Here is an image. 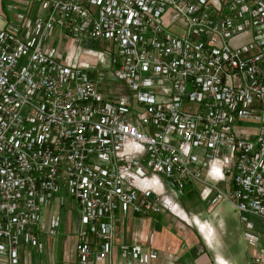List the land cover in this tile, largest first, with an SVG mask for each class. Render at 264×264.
I'll list each match as a JSON object with an SVG mask.
<instances>
[{
	"label": "built area",
	"instance_id": "1",
	"mask_svg": "<svg viewBox=\"0 0 264 264\" xmlns=\"http://www.w3.org/2000/svg\"><path fill=\"white\" fill-rule=\"evenodd\" d=\"M2 9L5 264L22 245L41 251V212L68 197L80 218L77 264L110 253L117 210L181 217L175 200L190 180L200 200L264 219V0H3ZM58 220L49 216L48 234ZM118 247L147 262L138 245Z\"/></svg>",
	"mask_w": 264,
	"mask_h": 264
},
{
	"label": "crops",
	"instance_id": "2",
	"mask_svg": "<svg viewBox=\"0 0 264 264\" xmlns=\"http://www.w3.org/2000/svg\"><path fill=\"white\" fill-rule=\"evenodd\" d=\"M2 4L3 0H0V14ZM200 188L201 183L195 180L185 185L183 194H187L191 202L185 211L178 201L181 195L176 198L184 212L179 218L165 211L141 215L123 214L117 210L114 244L98 264H264V234L254 228L253 221L248 218L253 214H245V220L240 219L236 211L237 220L226 217L221 208L214 210L216 204L199 199ZM51 214L59 220L55 231L48 234L45 229ZM185 216L190 222L183 219ZM245 222L250 224L249 228L244 226ZM79 225L78 211L70 200L65 206L51 204L41 212L37 227L41 251L22 245L18 248L17 264H77L74 231ZM245 231L256 237L255 243L244 239ZM239 239L245 243L244 248L239 245ZM121 243L138 245L147 262L122 255L118 247ZM0 264H5L2 253Z\"/></svg>",
	"mask_w": 264,
	"mask_h": 264
},
{
	"label": "rangeland",
	"instance_id": "3",
	"mask_svg": "<svg viewBox=\"0 0 264 264\" xmlns=\"http://www.w3.org/2000/svg\"><path fill=\"white\" fill-rule=\"evenodd\" d=\"M64 44V42H62ZM91 45V44H90ZM93 47H97L96 43L93 44ZM185 192V191H184ZM183 192V193H184ZM70 198L68 197V199H65L63 205L65 206L66 202L69 200ZM178 201H180L181 205L183 206L184 210L186 211V207L187 205L190 204V200H189V196L187 194H182L179 198ZM222 209L223 214L230 216V217H234V220H237V213L233 210L232 206L230 205V203L227 200H220V202H218L215 206H214V210H218V209ZM76 209V208H75ZM74 211V210H73ZM72 212V211H71ZM183 211H180L181 216H183ZM249 219H251L254 223V228L259 229L263 234H264V220L261 218H257L256 216L253 215H249L248 216ZM185 221H188V216L183 218ZM239 245L244 248L245 243H243V241L241 239L238 240Z\"/></svg>",
	"mask_w": 264,
	"mask_h": 264
},
{
	"label": "bare ground",
	"instance_id": "4",
	"mask_svg": "<svg viewBox=\"0 0 264 264\" xmlns=\"http://www.w3.org/2000/svg\"><path fill=\"white\" fill-rule=\"evenodd\" d=\"M179 215H181L180 212H179Z\"/></svg>",
	"mask_w": 264,
	"mask_h": 264
}]
</instances>
